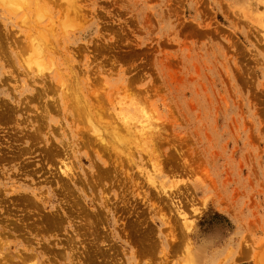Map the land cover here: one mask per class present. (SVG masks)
<instances>
[{
	"label": "rangeland",
	"instance_id": "1",
	"mask_svg": "<svg viewBox=\"0 0 264 264\" xmlns=\"http://www.w3.org/2000/svg\"><path fill=\"white\" fill-rule=\"evenodd\" d=\"M0 245L264 264V0H0Z\"/></svg>",
	"mask_w": 264,
	"mask_h": 264
},
{
	"label": "bare ground",
	"instance_id": "2",
	"mask_svg": "<svg viewBox=\"0 0 264 264\" xmlns=\"http://www.w3.org/2000/svg\"><path fill=\"white\" fill-rule=\"evenodd\" d=\"M241 13H242V12H241ZM260 23H261V22H260ZM261 26H262V25H261ZM262 28H263V27H262ZM262 28H261V29H262ZM41 51H42V50H41ZM17 54H18V53H17ZM39 66H40V65H39ZM144 126H145V125H144ZM144 126H142V128H143ZM151 128H152V127H151ZM143 130H145V129H143ZM147 131H148V130H147ZM66 168H67V166H66ZM69 172H70V171H69L68 169H64V170H63V173H65V174H69ZM185 219H186V218H185ZM186 222H187V221H186ZM188 226H189V225H188ZM1 243H2V242H1ZM0 247H1V245H0ZM1 248H2V247H1ZM8 253H9V252H8ZM4 255H5V254H4ZM9 255H10V254H9ZM16 255H17V254H16ZM18 255H19V254H18ZM10 256H11V255H10ZM10 256H9V257H10ZM30 257H31V256H30ZM4 258H5V257H4ZM6 259H7V258H6ZM8 259H9V258H8ZM28 260H29V258H28ZM23 261H26V260H23ZM26 262H28V261H26ZM24 263H25V262H24ZM41 263H42V262H41ZM4 264H5V263H4ZM16 264H17V263H16ZM19 264H20V263H19ZM22 264H23V263H22ZM26 264H27V263H26ZM79 264H80V263H79Z\"/></svg>",
	"mask_w": 264,
	"mask_h": 264
},
{
	"label": "trees",
	"instance_id": "3",
	"mask_svg": "<svg viewBox=\"0 0 264 264\" xmlns=\"http://www.w3.org/2000/svg\"><path fill=\"white\" fill-rule=\"evenodd\" d=\"M242 264H247V263H242Z\"/></svg>",
	"mask_w": 264,
	"mask_h": 264
}]
</instances>
